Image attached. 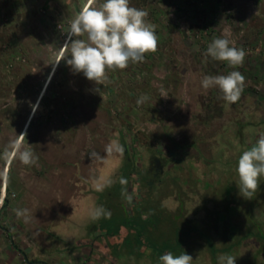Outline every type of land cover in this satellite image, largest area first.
<instances>
[{
	"label": "rangeland",
	"instance_id": "374dc122",
	"mask_svg": "<svg viewBox=\"0 0 264 264\" xmlns=\"http://www.w3.org/2000/svg\"><path fill=\"white\" fill-rule=\"evenodd\" d=\"M85 2L0 0V107L10 104L0 109V237L7 229L19 249L11 264H159L169 251L192 264H219L222 254L264 264V176L243 198L235 170L264 134V0H130L148 13L158 47L107 71L103 85L64 59ZM214 38L242 48L243 65L206 57ZM232 71L245 82L228 105L201 80ZM49 77L13 147L35 109L28 89ZM23 151L35 163L24 164ZM101 206L110 217L93 219Z\"/></svg>",
	"mask_w": 264,
	"mask_h": 264
},
{
	"label": "clouds",
	"instance_id": "9594fccd",
	"mask_svg": "<svg viewBox=\"0 0 264 264\" xmlns=\"http://www.w3.org/2000/svg\"><path fill=\"white\" fill-rule=\"evenodd\" d=\"M96 2L97 0H86L82 5L71 20L68 39L62 48L70 50L64 59L74 72L83 73L84 77L96 85H103L107 79V71L123 70L130 62H142L146 53H154L158 47V37L154 27L146 20L148 13L143 9L130 7V0H104L98 7L95 6ZM84 36L86 39L79 38ZM230 43L226 38H214L208 45L205 56L225 61L229 67L242 66L245 51L230 46ZM244 82L245 77L241 72L232 71L227 75H205L201 85L205 90L218 88L223 94L222 99L231 105L240 99ZM145 99L147 97L142 96L137 103ZM116 147L123 152V147ZM113 150V144L106 146L108 153ZM20 159L26 165L35 163L31 151L21 152ZM235 170L239 178V194L243 198L251 197L260 187L259 179L264 176V134L242 152ZM120 182L127 183L124 179ZM127 199L130 202L132 197L128 196ZM26 212L27 210H17V216H25L27 221ZM110 215V211L102 206L92 213L93 219ZM192 261L193 257L186 252L174 255L169 251L159 256V264H192ZM218 261L219 264H235L236 258L222 254Z\"/></svg>",
	"mask_w": 264,
	"mask_h": 264
},
{
	"label": "flooded vegetation",
	"instance_id": "af4514ba",
	"mask_svg": "<svg viewBox=\"0 0 264 264\" xmlns=\"http://www.w3.org/2000/svg\"><path fill=\"white\" fill-rule=\"evenodd\" d=\"M52 77V76H50ZM48 79L47 83L45 84V86L42 88V86H40L41 90H38L36 93L34 91L35 88H32L30 87L28 89V92H27V97H28V100L30 102L29 105H33L35 106L34 104L37 103L35 109H34V113L36 111V109L38 108V106L40 105L41 101H42V98L43 96H45L46 94V91H47V88H48V85H49V82H50V78ZM39 88V89H40ZM58 104V101L56 102ZM56 103L54 102L53 104L50 102V104L48 105V108L50 109H55L56 111ZM10 104L9 103H6L4 104L2 107H0V109H3L5 106H9ZM30 113H32V110H30V108L27 109V113H26V116L24 118V121H23V124L21 125V127L24 125V123L30 119V122L33 118V115H31ZM19 125V124H18ZM30 125V123H29ZM21 131V128L18 132V135ZM154 164H155V172H159V170H161V164L160 162L155 159L154 160ZM4 199V198H3ZM7 205V199H4L1 203H0V211ZM4 231H3V236L0 237V253H2L4 255V261L2 262V264H11L9 258L11 256V253L14 252V251H19L18 248H16L15 244H14V241L9 233V231L5 228H2ZM23 253V252H22ZM24 254V253H23Z\"/></svg>",
	"mask_w": 264,
	"mask_h": 264
},
{
	"label": "crops",
	"instance_id": "0c3cea01",
	"mask_svg": "<svg viewBox=\"0 0 264 264\" xmlns=\"http://www.w3.org/2000/svg\"><path fill=\"white\" fill-rule=\"evenodd\" d=\"M36 105H37V103L35 104V107H36ZM33 114H34V112L31 113V115H33ZM29 123H30V119H28V120L24 123V125L21 127V131H20L19 135L16 137V140H15V142H14V146H13V147H15L19 142L22 141V138H23V136L25 135L24 131H25L26 129H28V127H29ZM13 149H14V148H13Z\"/></svg>",
	"mask_w": 264,
	"mask_h": 264
},
{
	"label": "built area",
	"instance_id": "2783aa9c",
	"mask_svg": "<svg viewBox=\"0 0 264 264\" xmlns=\"http://www.w3.org/2000/svg\"><path fill=\"white\" fill-rule=\"evenodd\" d=\"M2 192V191H1ZM1 195H0V199H3L4 198V196H5V189H4V195L2 196V193H0Z\"/></svg>",
	"mask_w": 264,
	"mask_h": 264
},
{
	"label": "bare ground",
	"instance_id": "6f19581e",
	"mask_svg": "<svg viewBox=\"0 0 264 264\" xmlns=\"http://www.w3.org/2000/svg\"><path fill=\"white\" fill-rule=\"evenodd\" d=\"M1 191H2L1 193H2V196H3L4 195V189H2Z\"/></svg>",
	"mask_w": 264,
	"mask_h": 264
},
{
	"label": "water",
	"instance_id": "95a60500",
	"mask_svg": "<svg viewBox=\"0 0 264 264\" xmlns=\"http://www.w3.org/2000/svg\"><path fill=\"white\" fill-rule=\"evenodd\" d=\"M4 199H0V203L3 201Z\"/></svg>",
	"mask_w": 264,
	"mask_h": 264
},
{
	"label": "trees",
	"instance_id": "16d2710c",
	"mask_svg": "<svg viewBox=\"0 0 264 264\" xmlns=\"http://www.w3.org/2000/svg\"><path fill=\"white\" fill-rule=\"evenodd\" d=\"M38 262H39V261H36V262L34 261V263H38Z\"/></svg>",
	"mask_w": 264,
	"mask_h": 264
}]
</instances>
